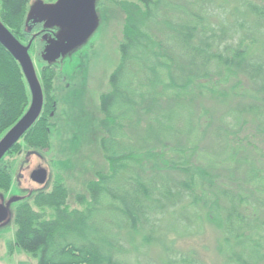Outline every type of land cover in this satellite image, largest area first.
I'll return each instance as SVG.
<instances>
[{"label": "trees", "instance_id": "trees-1", "mask_svg": "<svg viewBox=\"0 0 264 264\" xmlns=\"http://www.w3.org/2000/svg\"><path fill=\"white\" fill-rule=\"evenodd\" d=\"M29 1L0 0V23L20 43L31 40L34 23L25 19ZM136 2L113 1L124 13L123 38L110 90L99 97L97 123L107 172H97L86 193L75 195L74 208L60 171L48 190L18 201L7 252L24 253L36 264H154L147 253L161 248L168 255L165 264H202L193 253L174 248L179 234L165 232L159 240L166 214L191 210L195 229L212 226L224 235L220 251L229 262L259 264L264 260V61L251 48L260 47L254 34L264 27V0ZM42 47L33 42L30 51L39 59ZM57 69L41 68L40 115L7 155L20 143L29 151L50 149L57 127L52 92ZM202 100L247 102L227 119L208 112L191 122ZM29 104L21 68L0 46V139ZM256 135L262 139L251 150L246 141ZM206 138L226 155L208 154ZM13 181L1 160L0 192L9 191Z\"/></svg>", "mask_w": 264, "mask_h": 264}, {"label": "rangeland", "instance_id": "rangeland-1", "mask_svg": "<svg viewBox=\"0 0 264 264\" xmlns=\"http://www.w3.org/2000/svg\"><path fill=\"white\" fill-rule=\"evenodd\" d=\"M113 1L137 3L136 0H93L86 9L79 7L75 10L72 4L63 8L60 0L29 1L26 21L37 20L42 26V32L51 31V35L47 34L50 41H53V38L66 41L64 44L66 48L58 58L54 49L42 52L41 59L37 58L34 49L29 51L37 78L43 65L53 64L60 69L55 71L52 84L53 96L57 100L54 118L57 127L51 133L49 150L29 151L20 143L17 152L4 156L3 164L11 171L14 183L9 191L0 192V204L6 203L11 197L31 199L35 193L48 190L53 177L60 171L59 174L63 176L69 192L68 203L74 208L77 206L73 202L75 195L86 193V184L97 172H107V163L98 146L101 133L97 123L101 118L99 97L110 90L108 79L119 64L118 47L123 38L124 13L120 7L113 4ZM261 25H264V22H261ZM260 28L262 30L254 34L255 37L259 36L260 47H252L251 53L261 54L262 56L257 58L264 61V27ZM33 32L29 33V36L37 38L36 35H32ZM38 41L34 40L35 43ZM27 42L28 40H24L21 43L25 45ZM246 102L234 100L231 104L223 105L210 100L198 101L191 122L198 114L208 112L217 118L227 119L230 111L233 113L237 105ZM183 127L185 128V125ZM254 129L255 127H252L250 133L254 132ZM241 137L243 138L244 134H241ZM261 139V136L256 135L246 143H251V150H254ZM205 142V148L208 150H204L214 157H219L222 150L215 141L206 138ZM224 152L223 156L226 155ZM261 159V163L264 164V158ZM40 168L47 174V180L43 185L34 183L30 178L32 172ZM13 210L14 206H10L7 219L0 224V264H36L34 259L21 252L7 255V245L13 240ZM257 212L261 218L263 210L259 207ZM195 219V212L191 210L166 214L161 222L159 240L163 241L166 238L165 232H174L182 236L176 238L174 248L182 253H193L199 263L234 264L221 254L224 235L212 226L204 225L201 229H195L193 225ZM186 226H190L191 229ZM169 239L173 241L174 236H170ZM165 248L170 250L166 244ZM235 248L234 245L233 249ZM235 251L239 252L238 249ZM150 255L153 257L150 261L154 264H165L168 261V255L161 248L153 254L147 253V257ZM259 264H264V260Z\"/></svg>", "mask_w": 264, "mask_h": 264}, {"label": "water", "instance_id": "water-1", "mask_svg": "<svg viewBox=\"0 0 264 264\" xmlns=\"http://www.w3.org/2000/svg\"><path fill=\"white\" fill-rule=\"evenodd\" d=\"M92 1L93 0H86L85 2L81 0H60V4L63 8H66L72 4L76 10L79 7L86 9ZM28 21H32L34 24L40 23L37 20ZM65 43L66 41L62 42L58 39H53V41L49 40L43 52L46 49H54L56 58H58L63 54L64 49L66 48L64 46ZM30 45L31 41L26 46L20 44L0 23V46L5 49L6 52L19 64L30 94V104L27 111L0 139V161L13 148V146H15L22 139L28 129L35 123L42 109V91L39 81L36 77L33 63L28 53ZM46 177L47 174L44 169L35 170L30 176L31 180L38 185H43L46 182ZM19 200V197H13L7 202L6 208L0 206V224L7 217V208Z\"/></svg>", "mask_w": 264, "mask_h": 264}, {"label": "flooded vegetation", "instance_id": "flooded-vegetation-1", "mask_svg": "<svg viewBox=\"0 0 264 264\" xmlns=\"http://www.w3.org/2000/svg\"><path fill=\"white\" fill-rule=\"evenodd\" d=\"M34 25H35V26L32 27V31H34V32H33L34 34H32V35H38L37 38H34V40H35V41H36V40H39L38 43H39V44L41 43L42 46H43L42 49H44V46H45L46 42H47L48 39H49V38H48V35H49L50 33H52V32H51V31H48V30H45V31L42 32L43 29H41L42 26L40 25V23H37V24H34ZM36 29H37V30H36ZM32 31H31V33H32ZM47 34H48V35H47ZM44 35H47V36L44 37V40H43L42 38H43ZM50 35H51V34H50ZM34 40H32L31 45H30V48H31L32 43L34 42ZM34 46H35L34 48H36L37 45L35 44ZM31 50H32V49H31ZM29 51H30V49H29ZM13 179H14V178H13ZM13 183H14V181H13ZM11 188H12V187H11ZM11 198H12V197H11ZM11 198H10V199H11ZM10 199H9V200H10ZM9 200H8V201H9ZM20 200H21V199H20ZM20 200H19V201H20ZM8 201H7V202H8ZM7 202H6V203H3V204H0V206L6 208V204H7ZM17 202H18V201H17ZM17 202H16V203H17ZM16 203L11 204L10 206H14ZM10 206H9V207H10ZM9 207L7 208L8 210H9ZM8 210H7V216H8V212H9ZM6 219H7V217H6ZM6 219H5V220H6ZM5 220H4L3 222H5ZM3 222H2V223H3ZM7 255H8V253H7Z\"/></svg>", "mask_w": 264, "mask_h": 264}]
</instances>
